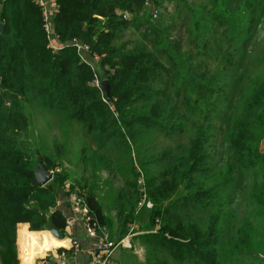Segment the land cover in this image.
Segmentation results:
<instances>
[{
	"label": "trees",
	"instance_id": "obj_1",
	"mask_svg": "<svg viewBox=\"0 0 264 264\" xmlns=\"http://www.w3.org/2000/svg\"><path fill=\"white\" fill-rule=\"evenodd\" d=\"M171 1L190 19V49L169 37L173 28L152 18L146 0H54L61 42L54 52L37 0H0L1 264H18V220L38 227L52 205L50 226L65 232L68 225L55 204V188L69 186L65 176L32 184L38 161L25 140L27 105L62 123L80 122L123 157L129 176L116 193L117 239L134 224L148 232L138 235L145 258L135 264H264V248L252 250L258 239L251 236L264 233L256 226L264 214V53L253 62L246 46L264 0ZM142 26L141 38L119 43ZM77 43L102 56L110 99ZM152 132L163 145L151 143ZM39 159L53 166L49 157ZM83 201L100 226H113L95 192Z\"/></svg>",
	"mask_w": 264,
	"mask_h": 264
},
{
	"label": "rangeland",
	"instance_id": "obj_2",
	"mask_svg": "<svg viewBox=\"0 0 264 264\" xmlns=\"http://www.w3.org/2000/svg\"><path fill=\"white\" fill-rule=\"evenodd\" d=\"M151 7H154L157 16H154L150 11V15L154 20H160L166 22L168 26L173 29L169 31V37L174 40L181 39L186 49L191 47L190 39V19H184V14L180 15V12L175 9L174 1L171 0H149ZM193 5H205L208 0H188ZM57 9V7H56ZM147 10V9H146ZM127 13V12H126ZM189 18V17H188ZM261 23L255 27L250 34V41L247 43V47L251 45L250 57L253 62H259L262 60L264 53V16L260 19ZM170 27V28H171ZM44 28L48 35L49 46L50 43L58 42L59 36L54 31L53 23L44 18ZM145 26L139 29H128L124 37L119 41L124 42L126 40L135 41L141 38V32L145 30ZM49 29L50 31H47ZM218 45H222L221 42H217ZM80 48V56L82 55L86 62L92 65L95 72V78L93 82L96 85L106 78V67L102 65V56L98 54H90L87 47ZM84 48V49H83ZM86 49V50H85ZM213 49L212 46L207 47V51ZM60 49L53 48L54 52ZM85 50V51H83ZM84 52V53H83ZM87 55H89L87 57ZM99 57V60L96 59ZM264 71V66L262 68ZM233 87V81L231 82ZM235 93L232 91L227 95L228 101L233 103L235 100ZM222 116L226 111L218 106ZM26 113L30 118V124L26 131V143L29 147L30 155L34 161L40 160L39 157L47 156L52 162L53 166L50 168L54 177L64 175L66 183L69 185L67 190L72 193L78 194L82 199L86 193L93 191L97 194L100 202L103 205L104 212L112 219L113 226L109 227L112 237L117 241L119 224L116 221V211L118 201H116L117 190L126 184L129 173L126 169V165L122 162V158L119 154L115 153L110 146L100 144L96 139V135L84 127L80 122L73 120L70 122H60L58 117L47 113L46 111L34 107L26 106ZM152 144L157 146L163 145L159 136L152 132L150 135ZM168 139L164 140L168 142ZM264 150V146L262 147ZM125 158V157H124ZM37 167V165H36ZM60 169V171H57ZM141 183V180L139 181ZM53 183V181H51ZM141 187L143 184L141 183ZM56 189V188H55ZM250 188L241 196V210L240 212L245 215L247 210V201L250 195ZM243 199V200H242ZM242 208L245 210L243 211ZM260 216V222L256 223V226L264 225V214L258 213ZM255 226V227H256ZM135 228V229H134ZM258 228V227H257ZM142 233H148L146 231H139L137 225H132L129 228L128 235L131 237L132 247L129 248L131 256H125L122 259V264H135L137 261H142L145 258V249L141 245L138 235ZM260 235V236H259ZM252 238L258 239L256 244L252 245V250L256 248L260 251L264 248V233L260 234L257 230L253 231ZM122 249V248H121ZM143 250L140 255L137 253ZM139 257L136 260L134 256ZM134 255V256H133ZM261 256L264 255L261 253ZM1 264V263H0Z\"/></svg>",
	"mask_w": 264,
	"mask_h": 264
},
{
	"label": "clouds",
	"instance_id": "obj_3",
	"mask_svg": "<svg viewBox=\"0 0 264 264\" xmlns=\"http://www.w3.org/2000/svg\"><path fill=\"white\" fill-rule=\"evenodd\" d=\"M75 46L77 48V53L79 54L81 45L77 43ZM80 59L84 61L85 58L81 55ZM96 59L99 60V57H96ZM89 67H92V65L89 64ZM57 171H60V169H57ZM73 200L75 201L72 208L73 213L78 214V218L86 216L88 214V209L84 206L83 200L75 196H73ZM59 203L60 202L58 200L55 201L56 205H59ZM81 205H83V207H81ZM147 207H152L151 202L147 203ZM52 214L53 206L49 205L44 221L39 222L38 227L33 226L32 220H18L15 223L13 243L15 246V255L18 264H38V260H44L49 256V254H51L53 259H55L57 257L58 249L69 250L73 248L74 240L76 238L73 236L71 228L68 227L65 230V235L58 236L56 231H54V229L50 226V218ZM89 220H91V217H89ZM85 227V238H95L98 231L103 233V229H101L98 224L95 229L90 225H86ZM104 239L107 242L106 248L109 249V251H107V257H111L113 252L119 248L132 247L131 237L128 234L120 237L115 244L107 235H104ZM142 251L143 250L141 249L137 254L140 255Z\"/></svg>",
	"mask_w": 264,
	"mask_h": 264
},
{
	"label": "crops",
	"instance_id": "obj_4",
	"mask_svg": "<svg viewBox=\"0 0 264 264\" xmlns=\"http://www.w3.org/2000/svg\"><path fill=\"white\" fill-rule=\"evenodd\" d=\"M50 7H51V16L56 12V4L54 0H49ZM84 47V46H83ZM85 48V47H84ZM83 48V49H84ZM86 50V49H85ZM83 50V51H85ZM84 53V52H83ZM89 55H87L88 57ZM90 57V56H89ZM68 188V187H67ZM67 188H56L55 191L57 193V200L60 202L59 205H56L58 209H61L68 220V227L71 228V232L73 236L76 238L75 240L78 241L80 248L78 251L71 250H62L65 251L66 255H61L62 251L57 250V257L53 259L51 254L44 260H38V263L41 264H88V262L95 256V246H96V239L95 238H85L86 231L84 226V221L82 218H78V214L73 213V203L70 198V193ZM64 235L66 231L63 232ZM129 248H119L116 252V264H122V259L125 256H131L132 254L129 252ZM134 256V255H133ZM134 258H139L134 256ZM144 260V257H143Z\"/></svg>",
	"mask_w": 264,
	"mask_h": 264
},
{
	"label": "built area",
	"instance_id": "obj_5",
	"mask_svg": "<svg viewBox=\"0 0 264 264\" xmlns=\"http://www.w3.org/2000/svg\"><path fill=\"white\" fill-rule=\"evenodd\" d=\"M37 3L43 8L44 10V18L46 20H48L49 22L52 23V16H51V7H50V2L49 0H37ZM146 6H148V8H150L149 10L152 12V14L154 16H157V12H155L154 7H151L150 5V1L146 0ZM125 16H128L127 13H125ZM47 31H50L49 29H47ZM52 48H56L59 49L60 48V44L58 42H52L50 43ZM73 196L82 199L78 194H76L75 192L72 193L70 192V198L71 201L73 203V206L75 204V201L73 200ZM83 200V199H82ZM84 202V201H83ZM85 206V203H84ZM81 207H83V205H81ZM86 207V206H85ZM89 217H91V220H89ZM83 221H84V226L86 225H90L92 226L94 229L96 228V225L98 224L92 217V215L89 213L88 210V214L84 217H82ZM99 225V224H98ZM99 227L101 229H103V233H100L98 231L97 236L95 237L96 239V246H95V256L88 262V264H116V252H113L111 257H107V251H109V249L106 248V240L104 239V235H107L109 237V239H111L114 244H115V240L111 238L110 236V232L109 229L106 226H100ZM85 231H86V227H85ZM80 248V245L78 243L77 240H74V245H73V250L78 251ZM62 255L65 256L66 253L65 251H62Z\"/></svg>",
	"mask_w": 264,
	"mask_h": 264
},
{
	"label": "water",
	"instance_id": "obj_6",
	"mask_svg": "<svg viewBox=\"0 0 264 264\" xmlns=\"http://www.w3.org/2000/svg\"><path fill=\"white\" fill-rule=\"evenodd\" d=\"M0 34H4V24L0 22ZM99 87L103 90L104 96L107 99H110V82L108 80H102L99 83ZM54 178L52 171L41 161L37 162V169L35 171V178L32 182L35 186H44L51 182ZM54 231L58 234V236H63L64 233L57 229L53 228Z\"/></svg>",
	"mask_w": 264,
	"mask_h": 264
}]
</instances>
